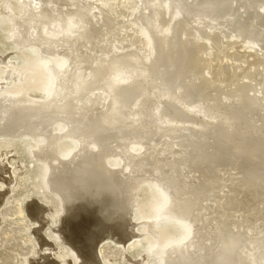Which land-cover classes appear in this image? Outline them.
Masks as SVG:
<instances>
[{"label": "bare ground", "instance_id": "1", "mask_svg": "<svg viewBox=\"0 0 264 264\" xmlns=\"http://www.w3.org/2000/svg\"><path fill=\"white\" fill-rule=\"evenodd\" d=\"M8 1L0 13L18 35L6 36L27 60L35 47L39 74L0 62V83L11 80L0 136L45 138L34 154L63 203L53 231L77 263L103 264L106 239L134 240L148 180L159 201L138 234L162 264H264V0ZM12 180L0 164V184ZM26 207L39 242L31 264H61L44 234L49 208ZM171 219L181 236L165 242Z\"/></svg>", "mask_w": 264, "mask_h": 264}, {"label": "rangeland", "instance_id": "2", "mask_svg": "<svg viewBox=\"0 0 264 264\" xmlns=\"http://www.w3.org/2000/svg\"><path fill=\"white\" fill-rule=\"evenodd\" d=\"M19 2L20 0L19 1L16 0V3L14 0H9L8 4L11 5L12 7H16V4H20ZM21 8L22 7H19V9ZM18 12L19 11H17V13ZM23 16L24 15H22V12H21V15L20 14L18 15V17L20 18H22ZM8 23L9 22L5 20L3 18V15L0 13V62L2 60L4 61L7 60V63H8V59L10 60L11 58L13 62L20 65V64H23L22 62L25 61V65H26L25 69L27 73L32 74V75L39 74L38 70L35 71V69H33V65L35 61L33 59L39 56L38 53H36L33 50L35 49V47L30 46L27 49L29 50L28 55H27L28 56V60H27L26 57H24L22 53L18 51L19 49L18 50L15 49L16 48V43H14L15 41L12 38L10 39L6 36V34L8 35L9 33L14 34L12 35V37L13 36L16 37L15 35H18L16 34L17 33L16 29L12 30L13 28L12 26L9 29L5 28V26H7ZM7 63L6 65H3L0 63V66L7 67L8 66ZM8 79L5 82L7 84L9 83L8 85L0 83V86H1L0 95L6 94L11 89L10 88L11 80L10 79L8 80ZM46 91H47V86L45 84L41 91L37 92L36 94H32V96L37 97V98H44ZM60 124L61 123H56L54 126H57V127L55 128L58 129V127L61 126ZM24 135L25 134H23L20 137L14 136L15 138L10 135H9L10 137H8V135L3 136V137L0 136V151H1L0 152V164L5 165L7 170L12 172L13 179H14L12 180L10 187H8V185L3 186L2 183L0 184L1 185L0 192L2 193L7 189V187L9 188L8 190L9 194H7L8 195L7 200L5 204L0 208V216L3 219L2 226L0 228V264H31L33 259L37 260L39 258V255H38L39 254V251H38L39 242L36 240L33 234V231H34L33 230L34 226L32 222L33 220H30L29 218L30 215L28 214L27 207H26L28 204L34 201L43 203L44 205H46L47 209L49 208L48 210L50 212L48 211L47 214H49L50 216V217L48 216V219L49 218L51 219V220L49 219L50 226L49 227L47 226L44 229V234L46 233L45 234L46 239L50 241L53 244V246L54 244H56L57 246V247L54 246L56 248V252H54V255L55 254L56 255L58 254V255L57 257L53 255V258H57L58 259L57 262L61 264L62 262L63 264H68V263L78 264L77 263L78 260L77 258H75L76 255L74 251H72L70 247H68L66 244L61 246L60 244L62 243L57 240L56 238L57 234L53 231L54 227L57 225V223H59L61 219V216L63 213V203L57 195H54L55 193H53L52 191H50V189H48L49 187L46 181L47 180L46 163L43 160H40V158L38 159L37 157H35V154H34V150L37 151L38 149L36 148L38 146L44 145L45 138L42 135L41 136L37 135L35 136V138L32 137L33 139L31 140V137L29 134L28 135L26 134L25 136ZM61 138H64L65 140L64 139L61 140ZM61 138L59 141L60 145L74 142L72 139L70 140V138H67V139L66 137H61ZM66 140H69V141H66ZM7 144L12 146L10 150L11 152L8 151L9 149H2ZM135 147L137 148L138 144L135 145ZM237 162L238 163L236 164H239V161ZM120 164H121V161H120ZM201 179L203 180V178ZM140 186L138 187L139 190L137 189L136 191V194L138 196L137 202H136L137 205L135 204L136 206H133L132 211H131V214L133 215V216L131 215L132 224H134L135 222L134 232L135 234L137 232L136 234L137 236L135 237L136 239L135 238H133L134 240L130 239L127 242L128 244L125 246L123 245V243L119 241L116 244L113 241H111V239L104 240L101 246L99 247L100 253H98V255L100 254L99 258H101V262L105 260L103 264H106V263L107 264H135L138 261H142V264H157L158 262L159 264H162L161 262L162 259L161 257L158 256V254L155 255L156 253L148 252L147 247L146 246L143 247L144 246V240L142 239L143 237H140L141 235L138 234L140 230H144L145 224L146 222H148L147 217H145L146 214L150 213L153 204H156L157 201H159L158 199L154 198L156 196L152 197V192H154L153 191L154 189L150 185V182L148 180H144V182L142 180V183H140ZM40 188H42V190ZM50 192L52 194H50ZM45 197L48 199L47 202H46ZM23 209L24 211H26L25 214L23 213ZM141 216H144V217H141ZM170 221L172 223L175 222L174 223L175 225L172 224L171 227L168 226L163 229L162 234L165 235V242L174 241L181 236V232L177 230L180 229L182 224H180V222L177 221L176 219H173V220L171 219ZM158 225L163 226L164 219L159 221ZM137 245H140V247ZM127 250L129 252H127ZM144 250H145V253H144ZM122 254L123 255L125 254V255L123 256ZM147 260L149 263L147 262Z\"/></svg>", "mask_w": 264, "mask_h": 264}]
</instances>
